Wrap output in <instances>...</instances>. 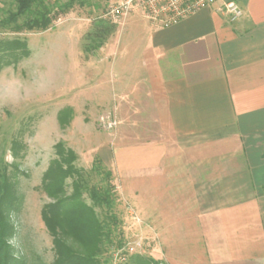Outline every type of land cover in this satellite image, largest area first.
<instances>
[{
	"label": "crops",
	"instance_id": "obj_1",
	"mask_svg": "<svg viewBox=\"0 0 264 264\" xmlns=\"http://www.w3.org/2000/svg\"><path fill=\"white\" fill-rule=\"evenodd\" d=\"M229 1L244 11L234 23L217 10ZM117 28L69 54L63 108L117 120L92 149L125 201L191 235L181 264H264V0Z\"/></svg>",
	"mask_w": 264,
	"mask_h": 264
},
{
	"label": "rangeland",
	"instance_id": "obj_2",
	"mask_svg": "<svg viewBox=\"0 0 264 264\" xmlns=\"http://www.w3.org/2000/svg\"><path fill=\"white\" fill-rule=\"evenodd\" d=\"M113 1L116 0H43L39 9L46 8L53 18L49 29L21 32L0 29V39L20 38L27 41L31 51L28 58L0 72V172L7 175L16 197L13 207L6 212L13 228L7 239L13 254L12 264H56L58 256L53 238L42 219V210L53 200L41 184L43 174L55 158L57 143L62 142L75 151V165L84 169L91 186L106 185L104 171L108 168L92 148L98 139L106 142L113 129H106L102 118H81V115L73 118L72 109L63 116L60 112L68 103L64 100L71 87L67 79L75 77L70 72L73 64L69 54L78 50L82 57L88 55L85 46L91 43L86 36ZM16 4L17 0H0V20L14 11ZM68 4H72L70 8ZM134 14L143 17L140 12L131 15ZM24 20L20 19L19 23ZM94 166H103L104 171L92 170ZM112 182L117 194L112 212L118 224L111 226L108 210L95 207L99 219L110 230L98 264H131L135 256L152 258L159 264L183 263V256H190V252L182 247L189 246L191 235L162 233L158 220L146 219V209L139 211L125 201L117 180L112 178ZM67 183V192L71 194L73 180L68 179ZM83 200L93 205L87 192ZM68 244L73 250L81 251L78 244Z\"/></svg>",
	"mask_w": 264,
	"mask_h": 264
},
{
	"label": "trees",
	"instance_id": "obj_3",
	"mask_svg": "<svg viewBox=\"0 0 264 264\" xmlns=\"http://www.w3.org/2000/svg\"><path fill=\"white\" fill-rule=\"evenodd\" d=\"M42 1L17 0L16 9L0 20V29H11L14 32L49 29L53 18L46 8L45 11L39 9ZM71 5L68 4L67 8ZM22 18L25 20L20 24ZM116 29V24L100 18L86 36V40L91 44H86L85 51L91 52L101 48ZM30 54L27 41L20 38L0 39V72L4 67L28 58ZM71 112V108H66L60 112V115ZM61 122L62 127H65L64 122ZM55 150V158L43 174L41 188L53 200L42 210V219L53 238L58 256L56 264H98L104 252L105 242L110 238V230L99 219L95 207L108 210L106 215L111 226L116 227L118 224L117 216L112 212L117 196L112 174L107 170L104 171L103 166H94L92 170L98 168V171L99 169L104 171L106 185L91 186L84 169L75 165L77 161L75 151L62 142L55 145ZM68 179L73 180L71 194L67 192ZM12 191L7 175L0 172V264H12L14 261L11 246L7 241L13 228L6 213L16 200ZM85 192L89 194L93 205L83 200ZM68 242L78 244L81 251L73 250ZM131 264H159V262L152 258L135 256Z\"/></svg>",
	"mask_w": 264,
	"mask_h": 264
},
{
	"label": "built area",
	"instance_id": "obj_4",
	"mask_svg": "<svg viewBox=\"0 0 264 264\" xmlns=\"http://www.w3.org/2000/svg\"><path fill=\"white\" fill-rule=\"evenodd\" d=\"M219 1L222 0H116L109 4L101 19L118 25L131 14L140 12L153 24L167 28ZM217 10L231 23L237 22L244 15L243 9L233 1L224 2ZM101 122L106 129L117 126L114 118H102Z\"/></svg>",
	"mask_w": 264,
	"mask_h": 264
}]
</instances>
